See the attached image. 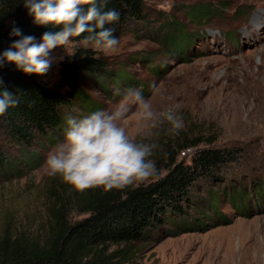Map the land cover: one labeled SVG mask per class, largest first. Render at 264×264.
I'll return each instance as SVG.
<instances>
[{
  "label": "rangeland",
  "instance_id": "374dc122",
  "mask_svg": "<svg viewBox=\"0 0 264 264\" xmlns=\"http://www.w3.org/2000/svg\"><path fill=\"white\" fill-rule=\"evenodd\" d=\"M143 4L147 23L131 24L123 31L114 52L97 53L110 70L120 64L121 72L138 83L130 88L141 89L155 111L172 108L182 117L177 134L169 132L167 123L142 126L135 109L121 122L138 141L157 145L150 157L157 174L139 186L163 176L171 164L188 163L196 151L214 148L237 152L223 182L228 188L237 186L248 198L245 204L231 201L223 189L215 188L223 198L217 213L204 209L202 227L177 216V235L159 233L140 244L108 245L103 264H264V0H143ZM195 5H210L213 18L203 24L187 20V9ZM163 19L183 25L178 48L166 39ZM72 50L69 45L51 51L53 63L43 81H57L58 63ZM106 86L112 98L92 82L83 88L100 110L115 106L129 88L120 90L112 82ZM51 148L42 151L39 168L24 172L20 179L0 178V238L21 235L42 244L51 226L50 209L72 223L85 216L87 200L106 191L71 192L58 177H49L43 165ZM260 186L263 195L257 197L255 188ZM131 187L138 186L117 190Z\"/></svg>",
  "mask_w": 264,
  "mask_h": 264
},
{
  "label": "trees",
  "instance_id": "16d2710c",
  "mask_svg": "<svg viewBox=\"0 0 264 264\" xmlns=\"http://www.w3.org/2000/svg\"><path fill=\"white\" fill-rule=\"evenodd\" d=\"M22 4L23 0H0V51L12 42L8 37L11 20L37 41L45 31L59 30L34 25ZM107 8L119 12L118 21L109 25L117 38L131 24L147 23L143 0H110ZM187 10V20L196 24L209 22L215 12L210 5H195ZM162 28L168 32L166 39L168 36L170 44L178 48L176 42L183 41V25L163 19ZM166 53L163 49L162 55ZM107 65L97 53L73 47L59 61L57 81L53 84L43 81L42 76H26L10 64L0 68L3 88L19 98L16 107L0 115V178L20 179L24 172L39 168L42 151L62 140L69 117L80 118L101 109L83 90L86 83L92 82L111 98L113 92L105 85L112 82L115 88L124 90L138 84L121 72L120 64L115 71ZM149 66L152 68V61ZM74 109L80 112L72 114ZM237 158V152L198 150L188 163L171 164L163 176L147 184L98 193L87 200L85 216L72 223L63 221L57 211L50 209L47 239L41 244L21 235L0 238V264H103V251L108 245L140 244L159 233L177 235V216L191 218L200 228L207 218L204 209L217 213L223 196L245 204V192L237 186L228 188L223 182L227 167ZM215 188L223 189V196ZM255 192L257 197L263 195L261 186Z\"/></svg>",
  "mask_w": 264,
  "mask_h": 264
},
{
  "label": "clouds",
  "instance_id": "9594fccd",
  "mask_svg": "<svg viewBox=\"0 0 264 264\" xmlns=\"http://www.w3.org/2000/svg\"><path fill=\"white\" fill-rule=\"evenodd\" d=\"M110 0H23L22 7L37 27L58 28L45 31L39 41L25 35L15 20L9 21L12 41L0 51V68L13 65L26 76H43L53 61V49L79 47L93 53L109 54L119 40L109 25L119 19V12L108 9ZM107 9V10H106ZM19 98L3 88L0 81V115L16 107ZM135 109L139 123L152 128L165 123L177 134L182 117L176 109L157 112L151 100L138 88L124 90L120 101L109 110H96L80 118L69 117L63 138L48 152L44 169L49 177H58L71 192L90 189H123L139 186L157 174L150 157L156 144L132 137L122 121Z\"/></svg>",
  "mask_w": 264,
  "mask_h": 264
}]
</instances>
